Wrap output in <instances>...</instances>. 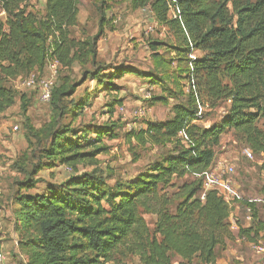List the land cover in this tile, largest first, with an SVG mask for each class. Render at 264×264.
I'll use <instances>...</instances> for the list:
<instances>
[{"label": "trees", "instance_id": "obj_1", "mask_svg": "<svg viewBox=\"0 0 264 264\" xmlns=\"http://www.w3.org/2000/svg\"><path fill=\"white\" fill-rule=\"evenodd\" d=\"M98 1L99 32L78 38L72 28L79 25L80 0H46L42 12L32 0H0L6 15L0 19V114L16 102V92L3 80L44 72L48 61L60 68L92 64L94 70L85 75L101 84L107 70L112 78L135 72L99 59L106 12L116 0ZM131 6L149 8L160 23L175 28L189 53H203L192 61L191 77L201 80L209 100L229 103L226 115L204 129L194 122L198 112L190 104H176L169 120L128 132L130 144L178 143L164 163L129 182L112 186L93 170L50 184L47 193L18 194L16 223L33 232L22 242L32 248L30 264H122L129 257L140 264H217L218 251L228 242L238 237L253 242L264 233V220L257 219L236 233L232 207L216 190H205L202 175L225 130L264 155V130L257 125L264 119V0H131ZM79 85L67 79L55 84L50 103L59 118ZM68 133L74 139H64ZM97 134L87 140L75 128L59 125L51 132L49 154L76 172L80 164L95 166L97 155L108 149L99 144L104 131ZM186 176L192 180L171 195L165 192L166 185ZM146 215L153 217L151 225Z\"/></svg>", "mask_w": 264, "mask_h": 264}, {"label": "rangeland", "instance_id": "obj_2", "mask_svg": "<svg viewBox=\"0 0 264 264\" xmlns=\"http://www.w3.org/2000/svg\"><path fill=\"white\" fill-rule=\"evenodd\" d=\"M32 3L40 12L45 7L44 0H32ZM100 4L98 0H80L82 26L75 29L78 35L90 37L99 32ZM110 6L113 11L106 12L107 21L98 42L99 59L113 67L134 68V73L112 78L111 71L107 70L106 77H100L104 82L101 84L89 73L85 75L86 70H94L92 64L59 67L55 84L64 79L80 84L73 97L67 98L69 110L61 118L50 102L40 99L37 89L23 86L26 75L3 80L5 87L16 92L15 104L0 114V252L5 257L4 264H30L32 248L22 246V242L33 232L29 235L16 223L14 203L18 194L47 193L50 184L58 185L69 177L93 170L112 186L129 182L155 164L164 163L177 150L178 143L175 140L166 144L138 145L136 141L130 144L128 132L139 130L148 122L169 120L176 104H190L198 112L194 122L204 129L219 125L226 115L229 103L209 100L201 80L192 79L190 70L197 54L188 52L174 27L160 23L149 8L131 9L130 0H117ZM2 12L0 9V19L5 20ZM111 16L120 19L112 23ZM51 64L48 61L44 72L37 73L53 76ZM144 90H147L145 94H141ZM193 91L195 94H191ZM77 102L80 104L75 107ZM138 108H144L145 114H136ZM59 125L75 128L78 136L87 140L98 138L97 132L104 131L99 144L108 149L97 155L95 166L80 164L76 172L49 154L51 132ZM257 125L264 130V119ZM112 133L116 136L114 139L110 138ZM65 138L74 139L71 133ZM239 138L242 139L241 135ZM239 138L233 131L225 130L215 156L216 160L224 159L234 165L236 188L244 198L238 209H233L236 233L239 228L254 225L256 219L264 220V155L254 152ZM246 148L253 152V159L244 156ZM51 162L55 164L48 167ZM191 180L187 176L175 179L165 186V192L171 195ZM251 199L254 201L250 202ZM247 204L254 205L250 220L245 210ZM146 218L151 225L153 217L146 215ZM239 238L219 249L217 264H264V255L257 254L251 242ZM257 240L264 243V233ZM122 264L140 263L136 257H129Z\"/></svg>", "mask_w": 264, "mask_h": 264}, {"label": "built area", "instance_id": "obj_3", "mask_svg": "<svg viewBox=\"0 0 264 264\" xmlns=\"http://www.w3.org/2000/svg\"><path fill=\"white\" fill-rule=\"evenodd\" d=\"M5 13L4 11L2 12ZM53 76H47L44 74L41 76L37 72H31L26 75L23 80V86L28 89H37L40 99L46 102H50L52 98L53 88L55 86V74L59 68V63L55 60L50 65ZM150 96L149 94L147 95ZM136 114H145L144 108H138ZM244 156L247 159H253V152L246 148L243 151ZM235 167L232 163L224 159H214L210 167L202 174L204 178L205 190H216L218 194L232 207V209H238V204L244 199L236 188V181L234 180ZM204 198V195L202 196ZM251 199L250 202H253ZM235 209V210H236ZM245 210L248 214V220H250L253 214V208L250 205L245 206ZM234 210L232 211L233 214ZM238 220V219H237ZM233 215H231L232 229H235L233 224ZM238 240L246 241L245 237H240ZM252 249L259 255H264V243L261 240H256L250 243ZM5 257L0 252V264H4Z\"/></svg>", "mask_w": 264, "mask_h": 264}, {"label": "crops", "instance_id": "obj_4", "mask_svg": "<svg viewBox=\"0 0 264 264\" xmlns=\"http://www.w3.org/2000/svg\"><path fill=\"white\" fill-rule=\"evenodd\" d=\"M117 1V0H116ZM45 2H46V0H44V4H45ZM130 3H131V0H130ZM131 9H135V8H133L132 6H131ZM135 10H137V9H135ZM143 11L144 10H146V9H142ZM112 12L113 10H112V7H111V9L110 10H108V12ZM80 4H79V25L78 26H75V27H73L72 28V32H73V34L76 36V37H78V38H86V37H89L88 35L87 36H84V35H78L76 32H75V29H78V28H81V26H82V21H81V18H80ZM113 14H114V12H113ZM112 13H111V15H113ZM111 18H112V23L113 22H117L120 18L118 17V18H113L112 16H111ZM114 19V20H113ZM198 53H199V55H198ZM195 54H197V56H196V58L197 57H201L202 55H203V53L202 52H200V51H196V53L194 52V55ZM98 56H99V47H98ZM148 89H151V88H148ZM145 91H147V90H144V91H142L141 92V94H145ZM146 97L148 98V96L146 95ZM172 118V117H171Z\"/></svg>", "mask_w": 264, "mask_h": 264}]
</instances>
